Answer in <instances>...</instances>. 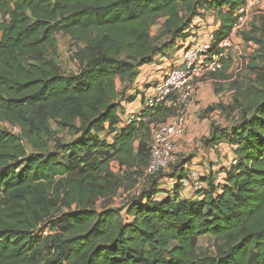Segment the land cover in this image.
I'll return each instance as SVG.
<instances>
[{
  "label": "trees",
  "instance_id": "obj_1",
  "mask_svg": "<svg viewBox=\"0 0 264 264\" xmlns=\"http://www.w3.org/2000/svg\"><path fill=\"white\" fill-rule=\"evenodd\" d=\"M247 3L0 0V121L22 129L19 135L0 128V264H264V66L255 61L254 83L243 88L233 82L242 116L220 137L236 146V164L221 189L213 176H204L200 199L184 198L181 172L162 199L155 182L126 214L109 206L122 185L111 163L144 175L153 127L175 114L161 103L143 110L147 120L118 126L125 97L118 83L133 82L168 47L155 43L152 27L164 19L162 34L173 42L186 36L196 16L211 11L220 22L218 42L230 35ZM262 25L254 40L264 52V17ZM59 33L84 44L76 54L79 75L62 74L43 57ZM213 52L222 50L215 45ZM51 120L79 138L50 152ZM106 130L111 142L99 136ZM220 138L213 133L209 145ZM205 235L215 238V253L196 256Z\"/></svg>",
  "mask_w": 264,
  "mask_h": 264
},
{
  "label": "rangeland",
  "instance_id": "obj_2",
  "mask_svg": "<svg viewBox=\"0 0 264 264\" xmlns=\"http://www.w3.org/2000/svg\"><path fill=\"white\" fill-rule=\"evenodd\" d=\"M250 1H256V3L251 7L249 12L248 29L235 36L233 47L227 53V59L224 61L225 63H223L222 70L202 78L194 86L191 108L192 106H199L200 110L198 111V120L196 121L197 130L195 131L196 133H194L195 137L190 138L186 143L194 142L193 144L196 146H187L184 152L176 151L173 162L169 164L167 168L163 169L162 172L153 177L125 173L119 171L113 164L114 162L111 163V169L118 175L122 185L118 192L110 199V207L123 209L122 213L126 214L125 209L128 204L134 199H140L146 192L151 191L154 188L155 182H158L157 186L158 190H160L156 198L162 199L165 197V193H168L166 188H170L171 186L170 180L174 179L176 182L181 172L187 174L192 170L190 168L198 170L202 175L205 174V179L211 178V173H222L221 178L226 181L228 171L231 170L232 165L236 164L234 153L236 146L231 145L226 138L220 137L225 135L224 132L230 131L229 128L238 126L242 116V108L235 102L238 86H234L233 82L238 81L239 86L245 88L248 84L254 83L255 79L258 77L251 71L250 64L255 61V63L260 66H264V52L259 51L257 48V41L254 40V38H259L261 36L259 28L263 26L264 0ZM3 20L4 16L0 13V24ZM163 23L164 19H160L157 24L152 27L151 35L158 46L168 44V47L162 50L157 59H161L165 56L172 60V58H177V56L181 54L184 47L202 42L208 34L214 31L216 18L211 11L203 12V14L196 16L192 20V23L185 31L186 36L177 38L173 42L170 41V36H164L162 34ZM185 38H189L188 41H185ZM182 42H184V44H181ZM83 48L84 44L77 41L71 35L59 33L55 35L53 44L44 51L43 57H45L46 60L54 62L62 74L76 76L80 74L83 67L76 54ZM23 58L27 62L34 61L33 57L26 53L23 54ZM118 86L120 91L124 92L123 94L125 97H130L126 89L127 87H124V83L119 82ZM145 108L146 105L143 103V105L136 108L134 112ZM173 111L175 113L174 109ZM204 119H208L209 121L206 123L207 126L204 124V129L199 128ZM49 127L50 134L47 135V139L50 144V152L55 151L59 143L68 144L79 138L78 135L61 129L55 120L50 121ZM0 128L19 135L22 134V129L17 124L8 121H0ZM213 133L220 138V142L217 144L218 148H215L214 152L217 156L216 160L211 161L209 158L199 160L197 154L200 150L205 148V145L209 146L208 140L212 137ZM99 136L102 140L108 142H111L113 138V135L108 130L100 133ZM25 144L30 154H33V149L27 142H25ZM220 150L223 151L224 155H222ZM214 166L215 168H213ZM173 188L174 187L171 188L170 192H172ZM217 189L219 188L217 187ZM189 192H195V195L198 194L195 190L185 192V190L182 189L183 196ZM102 203L103 200H100L97 204V208H101ZM42 233L47 235L50 231L48 228H44ZM215 250L216 240L213 236L205 235L199 238L196 256L215 253ZM164 256H168L167 253ZM58 264L69 263L67 261H62Z\"/></svg>",
  "mask_w": 264,
  "mask_h": 264
},
{
  "label": "built area",
  "instance_id": "obj_3",
  "mask_svg": "<svg viewBox=\"0 0 264 264\" xmlns=\"http://www.w3.org/2000/svg\"><path fill=\"white\" fill-rule=\"evenodd\" d=\"M256 1L248 3L239 10V18L230 35L220 41L216 40V30L212 31L202 42L184 47L180 63L172 65L163 79L154 85L153 94L144 100L146 108H153L164 103L175 110V114L165 122L155 125L150 141V161L144 170V176H152L167 168L175 158L177 141L184 135L186 117L191 108L194 86L202 78L220 71L223 68L222 58L227 56L233 47L235 36L248 29L249 12ZM215 45L222 50L220 54L213 52ZM141 109L130 114L131 120H147ZM119 170L118 162L113 163ZM121 171V170H119ZM198 170H191L178 182L185 191L195 190L200 197L207 189V184Z\"/></svg>",
  "mask_w": 264,
  "mask_h": 264
},
{
  "label": "crops",
  "instance_id": "obj_4",
  "mask_svg": "<svg viewBox=\"0 0 264 264\" xmlns=\"http://www.w3.org/2000/svg\"><path fill=\"white\" fill-rule=\"evenodd\" d=\"M220 26V22L216 20V25L214 30H217ZM189 38H185V41H188ZM181 44H184L182 42ZM156 56L154 58V61L150 64L144 65L143 67L140 68V72L138 76L135 78L133 82H124L125 86L127 87V92H129L130 97H133L134 99L132 101H129L127 97H124L121 101V105L124 109V113L121 115V126H124V123L127 122L129 116L131 113L134 112L136 108H139L140 106L143 105L144 100L147 96L153 94L154 92V85L159 83L164 75L168 72V70L172 67V65L176 63H180L181 59L180 56H177V58H170L163 56L161 59H157ZM129 97V98H130ZM200 110L199 106H192L189 114H187L186 117V128L184 135L177 141V151H183L187 146H196L192 143H186L190 138L195 137L196 133L195 131L197 130V125L196 121L198 120V111ZM208 119H204L203 123L200 125L199 128L204 129V124L208 123ZM207 126V124H206ZM194 135V136H193ZM215 148H218V145H205V148L203 150H200L199 153L197 154V157L199 160H204V159H211V161H215L217 156L214 154ZM220 152L223 151L220 150ZM221 155V156H222ZM206 164V163H204ZM215 168V166L213 167ZM193 169V168H190ZM211 176L214 177V182L215 185L221 189V186L225 184V181L221 178L222 173H211ZM203 177L205 174L202 175ZM170 188H166V191L168 193H171V188L175 186L176 182L174 179L170 180ZM218 189V190H219ZM187 192V191H185ZM168 193H165V197L168 195ZM183 194V193H182ZM184 198H191V199H200V195L194 193H187Z\"/></svg>",
  "mask_w": 264,
  "mask_h": 264
}]
</instances>
